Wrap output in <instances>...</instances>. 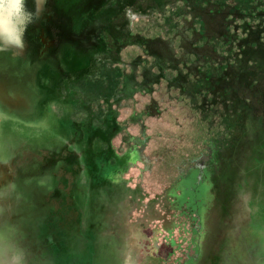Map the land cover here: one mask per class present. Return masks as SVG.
I'll return each mask as SVG.
<instances>
[{
  "label": "rangeland",
  "instance_id": "1",
  "mask_svg": "<svg viewBox=\"0 0 264 264\" xmlns=\"http://www.w3.org/2000/svg\"><path fill=\"white\" fill-rule=\"evenodd\" d=\"M116 263L264 264V0H0V264Z\"/></svg>",
  "mask_w": 264,
  "mask_h": 264
},
{
  "label": "trees",
  "instance_id": "2",
  "mask_svg": "<svg viewBox=\"0 0 264 264\" xmlns=\"http://www.w3.org/2000/svg\"><path fill=\"white\" fill-rule=\"evenodd\" d=\"M132 46H134V45H132ZM123 51H124V49H121L120 52H123ZM134 59L135 58L131 57V59L129 61H131V60L133 61ZM110 64L111 63H107V64L103 63L101 66V69L102 68L107 69ZM112 66H115V65L113 64ZM114 72H116V71H114ZM118 72H119L120 76L122 77L123 73L120 71V65H118ZM104 73H106V72H104ZM104 73H103V75H100L101 77L97 76L96 77L97 79H93V80L87 81L85 83L84 82L81 83L80 85L83 89V91H81V92L86 94V96H90L91 98H94V99H99V98H103V97H111L112 94L114 93V90L118 87V85L120 83V79L118 80V83H117V82H115V79L113 80V79L109 78L108 74H104ZM116 76L119 77L118 75H116ZM97 87H99L100 89L96 90ZM76 111H79V115L77 117L74 116L73 120H75V121L84 120L85 118H83V116H81L80 110L77 109ZM214 111L216 112V109ZM219 112H222V111H219ZM223 113L225 114L224 111H223Z\"/></svg>",
  "mask_w": 264,
  "mask_h": 264
},
{
  "label": "crops",
  "instance_id": "3",
  "mask_svg": "<svg viewBox=\"0 0 264 264\" xmlns=\"http://www.w3.org/2000/svg\"><path fill=\"white\" fill-rule=\"evenodd\" d=\"M115 117H116V111L113 108L109 107L107 112L105 113L106 121L109 119L110 122H113L115 120Z\"/></svg>",
  "mask_w": 264,
  "mask_h": 264
},
{
  "label": "flooded vegetation",
  "instance_id": "4",
  "mask_svg": "<svg viewBox=\"0 0 264 264\" xmlns=\"http://www.w3.org/2000/svg\"><path fill=\"white\" fill-rule=\"evenodd\" d=\"M169 257H170V256H169ZM167 259H168V258H167ZM166 261H167V260H166ZM166 261H165V262H166ZM110 262H111V260H110ZM118 263H119V262H118ZM116 264H117V263H116Z\"/></svg>",
  "mask_w": 264,
  "mask_h": 264
}]
</instances>
